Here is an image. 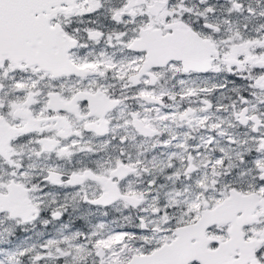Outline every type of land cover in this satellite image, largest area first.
Returning <instances> with one entry per match:
<instances>
[{
	"label": "snow or ice",
	"instance_id": "6c2138e0",
	"mask_svg": "<svg viewBox=\"0 0 264 264\" xmlns=\"http://www.w3.org/2000/svg\"><path fill=\"white\" fill-rule=\"evenodd\" d=\"M0 264H264V0H0Z\"/></svg>",
	"mask_w": 264,
	"mask_h": 264
}]
</instances>
